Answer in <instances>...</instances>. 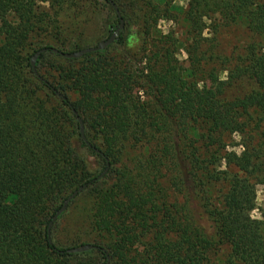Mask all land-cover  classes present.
Here are the masks:
<instances>
[{
    "label": "trees",
    "instance_id": "obj_1",
    "mask_svg": "<svg viewBox=\"0 0 264 264\" xmlns=\"http://www.w3.org/2000/svg\"><path fill=\"white\" fill-rule=\"evenodd\" d=\"M65 1L48 0V6L57 10ZM105 1L117 5L116 0ZM193 1L197 6L188 10V21L218 12L226 23L242 22L262 40L243 49L226 80L213 76V87L197 88L195 78L202 72L197 58L192 57L186 76L176 68L175 39L156 32L150 18L138 57L123 53L117 60L107 55L109 46L66 59L52 47H42L46 51L35 62L36 75L30 59L42 48L28 44L29 36L48 10L36 0H0V264H98L73 260L91 253L99 255L101 264L106 255L115 264H208L210 246L219 243L228 246L223 264H264V234L248 215L254 208L249 177H261L264 184L263 146H242L239 156L225 153V170L219 172L203 160L222 151L228 135L243 133L244 114L256 113L264 121V0ZM125 38L122 29L114 43L123 47ZM47 57L58 63L49 69L56 73L55 85L39 72ZM81 59L85 62L74 66ZM78 118L90 146L80 136ZM91 134L100 144L89 139ZM141 147L145 151H133L128 158V150ZM124 154L132 162L123 164ZM106 160L108 169L99 178ZM165 170L169 185L186 203L206 192L209 183L224 181L221 207L206 206L200 215L203 223L187 211L181 218L165 201L156 206L147 192L133 196L127 184L132 180L135 185L139 173L150 181ZM111 175L113 186L95 220L96 229L110 237V254L99 245L83 253L56 246L47 227L64 200L84 184L108 185ZM150 203L156 211L141 230L140 239H148L140 251L129 237L144 227L147 217L139 222L132 217L129 225L121 219L133 209L142 213ZM159 248H170L173 254Z\"/></svg>",
    "mask_w": 264,
    "mask_h": 264
},
{
    "label": "rangeland",
    "instance_id": "obj_2",
    "mask_svg": "<svg viewBox=\"0 0 264 264\" xmlns=\"http://www.w3.org/2000/svg\"><path fill=\"white\" fill-rule=\"evenodd\" d=\"M116 4L115 7L119 15L124 17L123 30L125 31L126 38L123 47L112 43L107 50L108 56H112L117 60H120L123 53H128L132 58L138 57L139 51H141L142 46L145 44L143 43V38L146 30V18H150V26L156 29L157 21L161 17H165L171 19L176 24L175 29L168 30V33H171L175 39L174 58L181 47L188 57L186 61H177L175 58L174 63L176 68L179 71L186 72L191 66L192 57L197 58L202 72L195 79L197 82H203L207 87L215 85L212 78L215 76L218 78V74L222 71L227 72L247 45L262 42L260 35L250 32L244 23L238 21L226 23L218 12H210L203 16L211 20L210 24H205L202 18L198 21L196 20L195 23L188 21L186 19L188 10L197 6L193 0H188L186 9L180 13L171 10V0H166L163 5L157 3L156 0H116ZM47 10L48 12H45L44 16L41 17L44 21L38 23L40 24L37 27L38 29L36 28L29 36L28 44L32 45L36 50L42 47H52L59 52L71 53L95 47L99 42L109 38L119 24L117 11L109 6L105 0H66L64 5L57 10L52 11L49 6ZM133 28L136 29L135 35L139 44L133 48H128L127 39L132 34L131 29ZM206 30L208 35L203 34ZM176 32L183 33V35L176 37ZM97 57L95 55V59ZM82 62L85 61L81 59V61L75 62L74 66H81ZM53 65L54 67L58 66L56 60L47 57L41 64L39 72L43 78H46L55 85L52 77L56 73H49V69ZM186 74L188 72L185 73V76ZM39 94L44 95V93ZM242 117V122L244 121L246 125L243 133H239L241 140L235 141L232 134L228 135L225 139L226 147L222 151L215 152L213 155H209L207 159H203L207 162L209 169L217 172L225 170L222 156L230 152L229 149L245 145L252 146V144L256 147L262 145L264 149V121L259 120L256 113L252 112L244 114ZM257 119L259 120L258 123ZM89 139L94 143L100 144V141L97 142L92 134L89 136ZM137 150L145 151L143 147L128 150V158L132 159L134 156L132 155L133 151ZM141 155L146 156V152H143ZM125 157L126 155L124 154L121 160L123 164L132 162L131 160H127L129 161L127 162ZM95 162V159L91 161L93 165ZM211 163H213V166ZM119 167L120 165L117 164V168ZM231 170L230 172H236L235 169ZM144 175L142 173L138 174L139 180L142 181L141 183L138 179H133L137 182L135 185H133L134 182L132 180L131 186L129 183L127 184L134 192L133 196H135L136 192H140L137 194L146 196L144 192H147L151 194L150 202L155 203L157 206L159 202L165 201L167 206L172 207L176 212L180 211L182 213L181 218H184L185 211H187L189 215L195 216L200 221V215H203L202 212L206 206L210 208H212L211 206L221 207V190L224 186V181L222 180L209 183L206 186V192L198 194L195 201L186 203L183 194L169 185L168 179L170 174L166 170L153 175L150 181L147 178H143ZM249 178L250 183L253 184L255 202L257 190L264 189V184L260 182L261 177L257 178L254 174ZM113 183L114 176L108 185L100 184L93 188H85L69 202L61 218L53 223L50 230L51 239L56 246L62 249H72L85 244L99 245L110 254L108 250V244L111 241L110 237L106 232L96 229L95 220L100 206H102L104 194L108 188L113 186ZM261 197L264 198V191L261 192ZM254 207L261 212V215H264V209H260L255 203ZM137 211V209H133L131 214L126 219H121V221L123 222L122 224L129 225L132 223L130 220L132 217L137 218V222L143 220L144 216L147 217L143 222L144 227L138 228L129 237L131 246L142 251L148 237L143 236V239H140L141 230L146 228L145 225L150 223V216L156 211V208L150 203L140 209L142 213H138ZM253 221L262 229L264 234V223ZM158 251L170 256L173 254L170 248H159ZM92 252H98V250H93ZM221 256L223 264L228 257V246L224 243L213 244L207 253V257L209 258L208 264H218V258ZM76 259L85 262L95 261L101 264L97 253H91L87 256L80 255L73 260L75 261ZM108 264H115V262L109 258Z\"/></svg>",
    "mask_w": 264,
    "mask_h": 264
},
{
    "label": "clouds",
    "instance_id": "obj_3",
    "mask_svg": "<svg viewBox=\"0 0 264 264\" xmlns=\"http://www.w3.org/2000/svg\"><path fill=\"white\" fill-rule=\"evenodd\" d=\"M157 3L163 5L166 0H156ZM36 3L38 6L47 8L48 7V0H36ZM187 3L188 0H171V10L180 13L182 11H184L187 7ZM202 20L205 24H210L211 20L207 19L206 17H202ZM176 28V24L171 20V19H167L165 17H161L156 24V31L163 34V35H167L168 34V30L169 29H175ZM132 34L129 35L128 39H127V47L128 48H133L135 46H137L139 44V41L137 39V36L135 35L136 29L133 28L131 29ZM204 35H208L207 30L203 33ZM183 35V33H179L176 32L175 36L179 37ZM175 58L177 61H186L187 60V54L184 52L183 48L181 47L179 52L177 54H175ZM218 79L221 81H224L227 79V72H220L218 74ZM197 88H203L204 84L203 82H198L197 83ZM141 99L143 100L144 97L143 95H141ZM233 139L235 141H240L241 140V136L238 132H233L232 133ZM230 151H234L236 153L237 156L240 155V153L242 151H244V148L241 147H237L235 149H229ZM264 191V189H258L257 193H256V200H255V204L260 208V209H264V198L261 197V192ZM11 199H14V197H10L9 200L11 201ZM250 219L255 220L257 222H262L264 223V215H261V212L257 210V208H253L251 211H249L248 213ZM218 264H222V256L220 258H218Z\"/></svg>",
    "mask_w": 264,
    "mask_h": 264
},
{
    "label": "water",
    "instance_id": "obj_4",
    "mask_svg": "<svg viewBox=\"0 0 264 264\" xmlns=\"http://www.w3.org/2000/svg\"><path fill=\"white\" fill-rule=\"evenodd\" d=\"M114 9L116 10V7L115 6H114ZM117 16L119 18V24H118L117 28H115V30L111 33V35L109 36V38H107L104 41L99 42L95 47L81 49V50H79L77 52H71V53L59 52L56 49H52V51L55 52V53H59L61 56H63L64 58H67V59H78V58L83 57L86 54H90V53H94V52H98V51L104 50L105 48L109 47L112 43L115 42V40H116V38L118 36L119 31L123 29V20L120 18L119 13H117ZM45 51H46V49H44V48L36 51L33 54V56L31 57V59H30V66H31L33 72L36 75H37V72H36V69H35V62H36L38 56L41 53H44ZM57 95L59 96V94H57ZM77 120H78V124H79V133H80V136H81L82 140L85 142V144L87 146H90V144L87 142V140L85 138V135H84V127H83L82 121L80 120V118H78ZM95 151L97 153H100V151L98 149H95ZM108 166H109V164H108V161L106 160V168L104 169V171L102 172V174L99 176V178H101L106 173V171L108 169ZM86 187H87V184H84V185L80 186L79 188H77L75 191H73L64 200V202L62 203L61 207L56 211V213L54 214V216L52 217L51 221L48 224V227H47V234H48V236L50 235L51 227H52L53 223L56 221V219L58 218V216L60 214H62L66 210L69 202L71 200H73ZM97 248L98 247H96L94 245L85 244V245H82V246H80L78 248L67 249L66 252L67 253H83V252H86V251H89V250H92V249H97ZM101 250H102V252H104V249H101ZM106 258H107V260H106L105 264H108L109 263V258H108L107 255H106Z\"/></svg>",
    "mask_w": 264,
    "mask_h": 264
}]
</instances>
